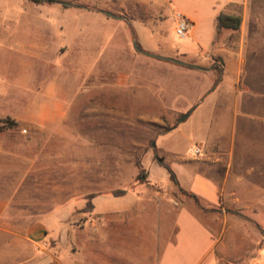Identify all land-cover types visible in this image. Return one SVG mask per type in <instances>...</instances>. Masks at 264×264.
<instances>
[{"label": "rangeland", "instance_id": "rangeland-1", "mask_svg": "<svg viewBox=\"0 0 264 264\" xmlns=\"http://www.w3.org/2000/svg\"><path fill=\"white\" fill-rule=\"evenodd\" d=\"M61 1L69 7L58 2L41 6L39 17L50 22L46 33L36 24L23 26L61 49L54 65L47 58L45 72H23L21 57H11L0 46V131L26 134L23 123L6 128L3 120L21 115L22 102L42 97L44 86L55 82L72 91L67 116L61 120L72 136L45 137L46 210L70 199L73 214L64 219L78 230L77 240L64 234L63 246L71 241L82 249L84 258L85 228L93 211L86 209L94 188L88 182L97 177L91 176L94 172L109 175L104 188L116 189L112 194L125 190L133 195L150 186L160 195L175 197L179 206L196 210L215 229L224 226L218 234V251L224 246L228 259L242 257L247 264H259L264 260V217L246 210L245 194L251 183L255 194L264 187V54L248 65L236 84L232 77L221 74L215 56L186 60L170 55L171 50H184L191 41L176 35L174 15L166 3ZM75 5L93 14L87 12L83 22L78 20L81 33L61 34L60 27L68 31L74 27L77 11L71 7ZM221 41L217 36L215 47ZM134 43L144 52L197 68L146 56ZM20 78L25 81L21 83ZM190 111L193 115L181 122ZM201 134L206 141L198 140ZM194 147L201 150L196 157L190 154ZM246 164L259 168H245ZM195 172L218 181L226 176L225 193L219 201V186L194 176ZM4 175L0 170V194L5 191L1 189ZM60 177L76 184H54ZM8 187H18L19 195L27 190L25 185ZM189 194L197 195L200 207L208 210L198 209ZM235 197L239 201L232 200ZM55 218L47 224L53 227ZM57 241V232L49 233L47 247L54 248ZM258 243L256 256L247 259L248 247L257 248Z\"/></svg>", "mask_w": 264, "mask_h": 264}, {"label": "crops", "instance_id": "crops-1", "mask_svg": "<svg viewBox=\"0 0 264 264\" xmlns=\"http://www.w3.org/2000/svg\"><path fill=\"white\" fill-rule=\"evenodd\" d=\"M151 1L166 3L173 15L179 12L192 24L184 39L191 43L184 50H169L170 55L178 54L186 60L196 57L207 60L215 56L223 70L221 74L229 75L237 84L248 65L264 54V0ZM45 4L48 2L0 0V46H4L11 57H21L19 63L26 73L45 72L47 58L50 65H54L55 57L61 55V49L52 47L47 43L49 40L40 39L36 36L38 32H27L23 28L32 23L46 33L50 22L39 17L41 6ZM71 8L77 11L74 27L69 31L60 27L61 34L81 33L79 21H84L82 17L87 12L92 13L77 5ZM18 9L23 11L18 12ZM220 13L240 16V30L217 32L215 20ZM217 36L223 41L215 47ZM19 81L22 83L25 79ZM27 88L34 90L35 86ZM72 95L71 90L52 82L43 87L42 97L22 102L21 115L11 116L15 122L25 125L26 134H12L8 129L0 131V170L5 174L1 184L5 191L0 194V264H247L242 257L228 259L224 246L218 251L224 226L215 229L196 210L187 205L179 206L175 197L160 195L150 186L133 195L126 191L124 195L115 196L111 191L116 189L104 188L110 180L109 175L98 176L94 172L91 176L97 177L88 182L94 187L91 191L93 211L85 228L84 258L81 257L82 249L75 248L71 241L63 246L64 234L77 240L78 230L64 219L73 214L70 199L49 212L46 210L45 137L72 136L71 130L61 121L67 116L66 107ZM198 140L206 141V135L201 134ZM245 168L259 167L246 164ZM193 175L218 185V201L223 197L226 176L218 181L198 172ZM247 176L250 175L247 173ZM54 184L76 183L60 177ZM15 185H25L27 190L24 188L25 192L19 195L18 187H8ZM29 186L32 187L29 189ZM60 199L63 200L62 196ZM232 200L239 201L237 197ZM245 201L246 210L254 212L256 217H264V187L255 194L251 183ZM53 217L56 218L52 227L47 222ZM53 231L57 232V245L48 248L49 233ZM258 247L259 243L257 248L248 247L246 258H254ZM259 264H264V260Z\"/></svg>", "mask_w": 264, "mask_h": 264}, {"label": "trees", "instance_id": "trees-1", "mask_svg": "<svg viewBox=\"0 0 264 264\" xmlns=\"http://www.w3.org/2000/svg\"><path fill=\"white\" fill-rule=\"evenodd\" d=\"M33 3L36 4H42L44 2H48V3H54V2H58L61 3L62 6L64 8H68L69 4L61 1V0H29ZM241 23H242V18L240 16L237 15H230V14H224V13H220L215 20V28L217 30V32L223 31V30H228V31H232V32H237L240 30L241 28ZM4 126L6 128H12L16 126V122L14 120H11L9 118H6L3 120ZM171 180L174 181V177L171 173ZM175 184L177 185L176 181H174ZM126 194L125 190H120L117 192H113V195L115 196H120V195H124ZM188 196H190L193 200H195L196 205L198 207H200L199 205V200L198 198L193 195V194H189ZM203 211H207L208 209L200 207ZM87 211H92L93 210V205L91 202H88V206H87Z\"/></svg>", "mask_w": 264, "mask_h": 264}, {"label": "built area", "instance_id": "built-area-1", "mask_svg": "<svg viewBox=\"0 0 264 264\" xmlns=\"http://www.w3.org/2000/svg\"><path fill=\"white\" fill-rule=\"evenodd\" d=\"M174 18H175L176 35L181 39L187 38L188 33L192 27L191 22L179 12H176L174 14ZM200 153H201V150L198 147H194L193 149L190 150V154L195 157L198 156Z\"/></svg>", "mask_w": 264, "mask_h": 264}, {"label": "water", "instance_id": "water-1", "mask_svg": "<svg viewBox=\"0 0 264 264\" xmlns=\"http://www.w3.org/2000/svg\"><path fill=\"white\" fill-rule=\"evenodd\" d=\"M107 15L111 16V14H109V13H107ZM134 48H135L137 51L141 52L142 54H144V55H146V56H151V57H154V58H160V59H163V60L174 61V62H176V63H178V64H181V65H186V66H191V67H195V68H197L196 66L189 65V64H187V63L180 62V61H177V60H174V59H171V58L160 57V56H157V55H154V54H150V53L144 52V51H142V50H141V49H140L135 43H134ZM191 111H192V110H191ZM191 111L188 112L187 114H185V115L182 116L181 122H183V121H184V120L190 115Z\"/></svg>", "mask_w": 264, "mask_h": 264}]
</instances>
